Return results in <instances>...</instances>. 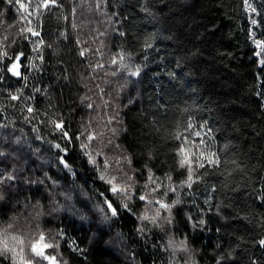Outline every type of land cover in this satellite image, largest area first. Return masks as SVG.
<instances>
[{
    "label": "trees",
    "instance_id": "obj_1",
    "mask_svg": "<svg viewBox=\"0 0 264 264\" xmlns=\"http://www.w3.org/2000/svg\"><path fill=\"white\" fill-rule=\"evenodd\" d=\"M21 2L28 6L24 15L31 24L21 20L19 5L0 0L4 21L0 39L7 29L9 56L24 53L20 71L28 77L27 86L5 73L0 87L13 93L23 88L25 96L34 86L42 92L31 102L36 109L31 122L24 119L28 114L18 102L12 107L0 94V125H7L0 127V172L37 183L17 180L10 190L5 181L0 228L13 223V234L35 235L39 225L46 237L59 240L60 264H217L221 256L225 259L220 264H264V248L256 243L264 238V65L260 63L264 51L253 42L264 41V0H56L57 6L39 11L36 5L41 0ZM29 26L41 33L31 40L45 41L40 71L24 67L26 57L39 55L19 32ZM148 38L151 47L145 46ZM81 49L88 50L85 57L79 56ZM121 51L133 70L140 68L138 77L109 63ZM9 63L5 58L3 64ZM97 63L103 68L93 71L88 66ZM89 103L91 109L86 107ZM61 117L71 144L61 140L49 123ZM109 117L112 123L104 127ZM188 120L211 129L209 144L221 164L207 168V175L191 190L177 188L180 203L172 208L171 226L140 221L145 202L136 196L146 191L142 185L147 183V169L161 183L148 199L163 198L171 204L177 198L172 192L162 195L166 175L178 186L183 171L177 170L176 142L169 134ZM110 128L116 129V136L107 144ZM86 129L104 133L90 142L94 152L100 150L99 141L107 144L96 165L87 162L79 147L86 142L80 135ZM56 143L67 152L53 147ZM117 156L128 175L135 172L129 189L134 193L131 212L120 209L118 216L105 219L99 211L103 207L99 194L114 206L123 197L118 200L98 177L104 160L111 166ZM125 156L131 159L130 166L123 163ZM108 171L120 184V173L112 167ZM44 173L50 179L39 184ZM161 212L160 219L167 215ZM148 214H153L151 209ZM200 218L205 220L203 227ZM169 239L186 240L189 251L174 253ZM25 251L27 256V247ZM0 264L9 261L0 256Z\"/></svg>",
    "mask_w": 264,
    "mask_h": 264
},
{
    "label": "snow or ice",
    "instance_id": "obj_2",
    "mask_svg": "<svg viewBox=\"0 0 264 264\" xmlns=\"http://www.w3.org/2000/svg\"><path fill=\"white\" fill-rule=\"evenodd\" d=\"M106 2V0H105ZM245 3H248V0H244ZM8 4H17L19 5L18 11L23 9V13L21 14V20H28V16L24 15V13H28L29 9L25 3H22L21 0H7ZM50 5L52 7L57 6L56 0H41L39 4L36 5L37 10L39 9H47L50 10ZM97 8L100 7L99 2L97 3ZM248 7L251 8L253 13L257 12V9L252 7L251 4H248ZM72 15H75V8L72 9ZM113 15H118L113 13ZM67 19V17H65ZM28 23L31 24V20H28ZM251 23L253 25H257V21L252 19ZM3 13L0 12V25H3ZM14 25H8V28L13 27ZM73 28L76 27L75 24L72 25ZM21 35L25 40H29L32 44V51L39 53L38 57H26L28 63L24 65L25 68H32L37 71H40V66L43 64V54H42V47L45 44L43 38L31 40L30 37H41L40 31H37L34 27H25L19 29ZM7 29L5 30V34H3L2 39H0V85H3L5 79V73L9 74L10 77L17 78L21 82L24 83L25 87L27 86L28 77L26 75H22L20 71V61L21 58L24 57V53L18 52L15 57L9 56V53L5 47V43L8 41ZM30 34V36L28 35ZM120 36H124L125 33L118 32ZM99 35H104V33H99ZM256 44L257 48H260L264 51V41H257L253 40ZM11 43H15V38L11 41ZM51 47V45H48ZM146 47H151L150 38L146 39L145 41ZM88 50L81 49L79 51L80 57H85V54ZM99 52V49L96 50ZM256 56H260L261 52H256ZM7 58L10 63L8 65H4L3 61ZM36 59L40 61L39 64L36 63ZM111 65H118L120 68L127 70L128 75L133 77H138L140 75V68L135 66V70L130 67L128 63H126V54L121 51L116 54V56L112 57L109 61ZM260 63L264 65V59L260 60ZM90 68L95 71L97 68H103L102 63H97L95 65L89 64ZM115 75V73H113ZM42 90L39 87H33L30 90V94L28 96L24 95L23 88L17 89L16 92L8 91L6 88L0 87V94L7 96V99L12 107H16V103L18 102L20 105V110L22 112H26L28 115L24 116V119L28 122H31V119H35L36 109L32 106V101L35 100V94L41 93ZM107 103V102H105ZM87 108L91 109L93 105L89 103ZM3 112V109L0 108V113ZM113 117H109L106 121L104 127H108L112 123ZM49 123L52 126V130L54 132H59L60 139L66 141L68 144H71L72 137L69 135L68 131L65 128L63 118L59 119H50ZM7 125H0V127H6ZM176 132L170 133V138L174 140L176 143L175 147V160L174 162L177 163L178 167L177 170H183L181 172L182 179L180 180L179 185H175L172 183V176L170 174L166 175V179L168 181L167 184L164 185L165 191L162 194L163 197H166L168 192L176 193L177 198L170 204L164 201L163 198L160 199H148V196L152 193L159 191L161 187V183L157 182V179L154 178L151 169H147L148 176H147V183L142 185L146 191L142 192L140 195L136 196V199L139 201L145 202V211L144 213L138 217L140 221H148L150 224L159 227L161 223H167L171 226V212L172 208L175 207L176 204L180 203L179 200V193L177 188L180 189L187 188L191 190L194 184H198L202 181L203 177L207 175L206 169L209 167L219 168L221 164L220 157L216 151H213L211 145L209 144V139L212 137L211 129L208 128L206 125H197L194 121L188 120L183 127L179 124L176 125ZM36 128H33V131H36ZM112 136L107 139V144H111L113 138L116 136V129L110 128ZM85 132L87 133L85 135ZM85 132H81V136L85 137L86 142H82L79 144V147L82 149L83 154L87 157V162L93 165H96V157L103 155V147L107 146L104 141L98 142L99 151H93L90 149V142L97 139L98 135H103V131L100 133L91 132L87 129ZM43 139L42 137H40ZM77 141L80 140V136L76 137ZM214 142V141H213ZM56 149L60 150L61 152H67V147H61L60 143H56L53 145ZM115 147L119 148V145ZM60 163L64 165L65 168H69V165L64 161L63 157H60ZM123 163L127 165H131L132 161L129 157H123ZM227 163V161H225ZM235 163V161H232ZM99 167V166H97ZM109 167H112L114 170L120 173V184L115 183L114 181L117 180V177L111 175L109 173ZM146 167V166H145ZM200 169H205V171L201 172ZM198 173V174H197ZM135 172L133 175H128L127 172L124 171V168L121 166V159L119 156L115 158V163L113 165H109L107 159L104 160V170L100 172L99 179L101 181L106 182L109 185L107 189L113 196H115L118 200L123 197L121 203L117 206H114L113 202L109 200L104 193H100L99 195L102 197L103 200V207L99 208L101 213H104L105 219H111L112 217H116L119 214V210L123 209L125 211L131 212L129 208V202L132 200L134 195L133 192H130L129 189L133 186L135 182ZM48 178L47 173H44V178H41L38 183L44 184V179ZM17 180H20L23 184H36V180H29L26 176L21 180L18 175L9 173L7 175L0 172V200L4 199V187L5 181H8L7 187L12 190L16 186ZM152 184L154 187L148 189V185ZM212 191H215L213 188ZM205 203L210 204V200H205ZM105 208L107 212H105ZM149 209L152 211V215L148 214ZM161 210H163L167 215L161 218ZM209 211L212 209L209 208ZM219 205L216 206V212L219 213ZM36 215H41L40 212H37ZM189 221H191V217H189ZM198 224L203 227L205 224V220L200 218L198 220ZM197 225L194 223L192 227H196ZM15 225L13 223H8L6 226L0 228V256H3L6 260L9 261V264H60L57 260V256L60 255L59 253V240L56 239V236L46 237L45 233L39 229V225L36 226L35 235L31 232L23 233V234H13L10 230L13 229ZM141 233H143L144 229H140ZM57 236L62 238L63 234L61 232L57 233ZM54 241V242H53ZM258 245L261 248H264V238H261L258 242ZM27 247V256H26V249ZM168 247L175 251H184L188 252L189 249L187 247L186 240H181L179 242L175 241L174 239H169ZM48 249H55L56 252L54 254H48L46 250ZM79 251V249H77ZM231 256V253H228ZM225 257L221 256L220 261L224 260ZM220 261L217 264H220ZM66 264V262H65ZM253 264H256L253 261Z\"/></svg>",
    "mask_w": 264,
    "mask_h": 264
}]
</instances>
